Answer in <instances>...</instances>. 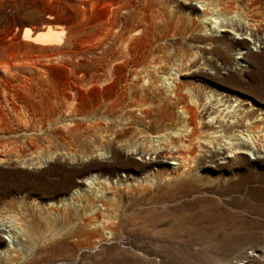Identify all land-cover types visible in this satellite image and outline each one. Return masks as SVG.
Listing matches in <instances>:
<instances>
[{
	"label": "rangeland",
	"instance_id": "obj_1",
	"mask_svg": "<svg viewBox=\"0 0 264 264\" xmlns=\"http://www.w3.org/2000/svg\"><path fill=\"white\" fill-rule=\"evenodd\" d=\"M158 1L161 22L151 18V0H0V202L70 193L97 174L108 183L96 179L83 201L69 198L93 222L86 237L74 238L87 244L86 256L56 243L48 256L56 264H264V159L248 152L197 164L164 184L156 178L169 164L136 159L162 146L155 131L176 127L187 105L169 91L187 49L186 11L176 0ZM170 22L178 26L174 46ZM47 26L62 31L60 43L21 36L24 27ZM153 32L163 36L165 65L150 85L132 70L154 49ZM252 52L256 59L228 71L231 78L220 70L212 88L264 103V52ZM145 171L156 181L141 178ZM138 179L142 192L132 188ZM100 220L111 233L99 232ZM0 228L2 255L13 246L14 223L0 218Z\"/></svg>",
	"mask_w": 264,
	"mask_h": 264
},
{
	"label": "bare ground",
	"instance_id": "obj_2",
	"mask_svg": "<svg viewBox=\"0 0 264 264\" xmlns=\"http://www.w3.org/2000/svg\"><path fill=\"white\" fill-rule=\"evenodd\" d=\"M176 1L186 11V33L182 38L187 49L182 50L176 60L169 91L175 99H184L187 105L181 111L176 127L154 130L164 139L159 149L148 151L147 157H143L141 151L135 153L136 159L146 166L159 162L169 164L156 178L160 184L194 173L197 164L218 166L227 163L231 156L244 159L248 152L256 161L264 159V103L252 101L243 92L223 93L212 88L214 83H219L220 70L227 73L240 68L241 62L255 60L253 47L260 49L261 54L264 52V0ZM149 6L151 18L161 22L156 11L157 0H151ZM177 29L178 26L170 22L168 44L172 46L175 45ZM61 34L62 31H54L50 26L36 32L24 27L21 36L34 43L50 45L60 43ZM163 40V36L153 32L151 44L154 49L132 70L150 85L154 84L151 73L163 72L165 59L159 56L158 46ZM215 60L220 64H215ZM210 69L214 70V75L210 74ZM232 76L231 72L227 73L228 78ZM123 177H117V181H126L130 175ZM154 177L153 172L145 171L141 178L155 182ZM96 179L99 186L108 183L107 178L90 174L73 183L74 189L70 193L39 197L24 193L19 199L2 200L0 218L10 219L14 228H10L13 246L0 255V264H39L40 260L43 264H56L61 260L51 261L48 256L60 242L69 249L76 247L80 258H84L89 247L86 243H75L74 238L86 237L93 222L86 209L81 212V209L74 208L69 198L75 195L83 201L82 191ZM135 183L132 188L142 192L143 182L138 179ZM99 223V232L111 233L106 229L105 221ZM2 233L4 229L0 228V243L4 241ZM248 256L249 259L253 256L251 251Z\"/></svg>",
	"mask_w": 264,
	"mask_h": 264
},
{
	"label": "built area",
	"instance_id": "obj_3",
	"mask_svg": "<svg viewBox=\"0 0 264 264\" xmlns=\"http://www.w3.org/2000/svg\"><path fill=\"white\" fill-rule=\"evenodd\" d=\"M248 255H249V253H247ZM243 262H244V260H243Z\"/></svg>",
	"mask_w": 264,
	"mask_h": 264
}]
</instances>
